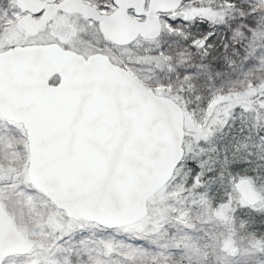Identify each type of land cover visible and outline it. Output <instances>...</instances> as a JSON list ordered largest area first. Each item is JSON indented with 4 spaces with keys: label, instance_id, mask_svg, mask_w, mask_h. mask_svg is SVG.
<instances>
[{
    "label": "snow or ice",
    "instance_id": "1",
    "mask_svg": "<svg viewBox=\"0 0 264 264\" xmlns=\"http://www.w3.org/2000/svg\"><path fill=\"white\" fill-rule=\"evenodd\" d=\"M0 264H264V0H0Z\"/></svg>",
    "mask_w": 264,
    "mask_h": 264
}]
</instances>
